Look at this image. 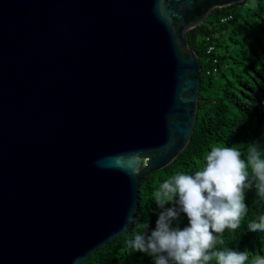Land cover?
Wrapping results in <instances>:
<instances>
[{"label":"water","instance_id":"water-1","mask_svg":"<svg viewBox=\"0 0 264 264\" xmlns=\"http://www.w3.org/2000/svg\"><path fill=\"white\" fill-rule=\"evenodd\" d=\"M244 0H0V264H79L194 125L186 33Z\"/></svg>","mask_w":264,"mask_h":264},{"label":"trees","instance_id":"trees-1","mask_svg":"<svg viewBox=\"0 0 264 264\" xmlns=\"http://www.w3.org/2000/svg\"><path fill=\"white\" fill-rule=\"evenodd\" d=\"M230 16V20L223 19ZM187 45L199 63V89L195 125L181 153L160 171L146 175L138 185L136 220L129 232L100 247L81 264H155L146 253L132 251L127 241L137 232L155 229L159 209L155 203L161 185L177 174L193 175L206 166V155L214 147H232L243 153L249 143L259 141L264 148V0H244L227 8L211 11L202 24L186 33ZM207 39V41H206ZM208 46L212 47L206 52ZM214 70L213 73L211 71ZM210 71L208 75L205 73ZM261 158H264L262 152ZM251 176V168L248 167ZM246 215L240 227L217 235L213 251L245 252V264L264 257V232L248 229L264 216V198L255 184L245 192ZM171 203L165 207H172ZM189 224L181 213L173 227ZM209 264H217L215 258Z\"/></svg>","mask_w":264,"mask_h":264},{"label":"clouds","instance_id":"clouds-1","mask_svg":"<svg viewBox=\"0 0 264 264\" xmlns=\"http://www.w3.org/2000/svg\"><path fill=\"white\" fill-rule=\"evenodd\" d=\"M264 148L259 141L248 144L246 161L243 153L232 147H214L206 155V166L193 175L177 174L165 181L156 192L155 203L159 209L154 230L148 233V224L142 225L127 241L132 251L146 253L155 264H245L247 251H213L217 235L224 230L240 227L246 215L245 192L255 184L257 193L264 198ZM251 168V176L248 167ZM171 203L172 207H165ZM181 213L188 217L187 227H173ZM136 218L127 216L124 228L133 225ZM248 229L264 232V216L251 222ZM79 264V261L76 262ZM253 264H264V257L257 256Z\"/></svg>","mask_w":264,"mask_h":264},{"label":"built area","instance_id":"built-area-1","mask_svg":"<svg viewBox=\"0 0 264 264\" xmlns=\"http://www.w3.org/2000/svg\"><path fill=\"white\" fill-rule=\"evenodd\" d=\"M227 20H230V16H228L227 18L223 19L222 22L223 21H227ZM206 41H207V39H206ZM211 50H212V47L211 46H208L206 48V52H210ZM213 72H214V70L211 71V73H213ZM209 73H210V71H207L205 74L208 75Z\"/></svg>","mask_w":264,"mask_h":264}]
</instances>
